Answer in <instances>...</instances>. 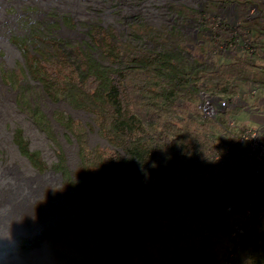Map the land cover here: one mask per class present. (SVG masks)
<instances>
[{
	"label": "trees",
	"instance_id": "1",
	"mask_svg": "<svg viewBox=\"0 0 264 264\" xmlns=\"http://www.w3.org/2000/svg\"><path fill=\"white\" fill-rule=\"evenodd\" d=\"M231 4L256 8L254 16L244 12L236 24L250 34L256 49L251 55L235 53L232 63L219 65L212 53L222 52L218 46L233 37L232 24L221 22L218 15ZM176 14L197 28L198 39L191 43L196 57H190L189 39L179 24L167 30L137 22L130 28L131 38L154 48L121 42L114 30L92 26L86 49L70 48L75 59L71 64L70 55L61 50L66 43L48 37L56 28L52 24L45 36H30L44 38L48 47L38 55L25 53L26 71L50 100L75 89L78 104L86 101L85 107H91L108 144L105 154L93 150L85 156L87 172L97 175L90 182L92 198L112 189L142 214L119 210L112 217L94 219L107 236L119 240L121 258L129 264H222L231 243L224 231L241 220L238 262L264 264V187L246 155L224 154L237 110L224 109L215 117H204L198 110L200 92L231 106L229 98L240 86L264 87V69L253 61L264 39V0H205L199 12L181 7ZM27 41H20L24 49ZM95 50L119 67H100L93 58ZM59 120L70 128L67 115ZM216 154L220 157L214 159ZM78 194L86 201L82 191ZM168 209L178 214L175 223L162 217ZM246 210L249 218L244 217ZM43 235L37 240L20 237L0 248V264H15L16 254L29 258L27 252L38 248ZM81 258L71 264H89L86 256Z\"/></svg>",
	"mask_w": 264,
	"mask_h": 264
},
{
	"label": "rangeland",
	"instance_id": "2",
	"mask_svg": "<svg viewBox=\"0 0 264 264\" xmlns=\"http://www.w3.org/2000/svg\"><path fill=\"white\" fill-rule=\"evenodd\" d=\"M204 5L205 0H0V248L12 246L20 237L37 240L44 234L38 248L27 252L29 258L12 256L15 264H71L84 256L89 264H129L118 254L119 240L107 236L94 219L112 217L119 210L142 215L124 194L112 189L92 198L90 182L97 175L88 173L85 156L93 150L105 154L108 144L91 107L76 101L77 90L68 89L58 100H50L28 75L25 53L38 55L48 47L44 38L32 39V33L45 36L46 28L56 25L48 37L66 43L68 47L62 45L61 50L70 55L72 64L70 48L86 49L92 26L114 30L121 42L152 49L153 44L131 38L135 23L167 30L179 24L189 39L190 57H196L191 43L198 39L197 28L176 11L186 7L199 12ZM24 39L27 49L20 45ZM93 58L102 68L119 67L109 64L99 50ZM198 96L201 101L208 95ZM237 105L235 99L224 109L237 110ZM61 115L70 118L69 129L60 122ZM230 123L229 145L240 126L236 119ZM79 191L86 201L79 198ZM162 217L170 223L179 219L171 209Z\"/></svg>",
	"mask_w": 264,
	"mask_h": 264
},
{
	"label": "built area",
	"instance_id": "3",
	"mask_svg": "<svg viewBox=\"0 0 264 264\" xmlns=\"http://www.w3.org/2000/svg\"><path fill=\"white\" fill-rule=\"evenodd\" d=\"M247 17H252L256 14V8L250 6L244 11ZM237 23L233 24L232 41L230 43H221L218 46L220 51L232 50L234 53H247L251 55L256 49V45L251 39V36L246 31L237 29ZM218 101V102H216ZM227 103L223 100H215L211 96L202 98L198 105V110L204 117H215L218 112H222ZM232 125V123H230ZM233 144H228L224 154L233 155L234 151L239 154L237 157L246 155L255 166V174L259 176V186L264 187V142L260 138V132L257 128H247L240 133H237L232 140ZM214 159L220 157L219 154L213 156ZM226 211L230 212L232 209L226 207ZM251 213L249 210L244 212V217L249 218ZM242 221L235 220L233 225L224 231L228 239L231 241L230 246L227 248V257L222 264H241L237 260V251L239 249L238 237L242 234Z\"/></svg>",
	"mask_w": 264,
	"mask_h": 264
},
{
	"label": "crops",
	"instance_id": "4",
	"mask_svg": "<svg viewBox=\"0 0 264 264\" xmlns=\"http://www.w3.org/2000/svg\"><path fill=\"white\" fill-rule=\"evenodd\" d=\"M253 1V0H252ZM242 10L241 14L238 10ZM245 7H238L235 4L225 5L219 12V19L223 23L235 24L238 18L244 13ZM232 15L229 16V13ZM212 14L211 19L215 18ZM232 20H231V19ZM257 54L253 57V61L260 68L264 69V39L259 42ZM235 53L233 51L213 52L212 60L217 61L219 65H228L232 63ZM221 99V98H219ZM230 103L237 100V117L236 122L240 123L238 133L247 128H257L260 132V138L264 142V87L253 88L249 85H242L235 96H230ZM235 119L233 121L235 122Z\"/></svg>",
	"mask_w": 264,
	"mask_h": 264
},
{
	"label": "clouds",
	"instance_id": "5",
	"mask_svg": "<svg viewBox=\"0 0 264 264\" xmlns=\"http://www.w3.org/2000/svg\"><path fill=\"white\" fill-rule=\"evenodd\" d=\"M151 166L154 168V167H156V164L154 162H152Z\"/></svg>",
	"mask_w": 264,
	"mask_h": 264
}]
</instances>
